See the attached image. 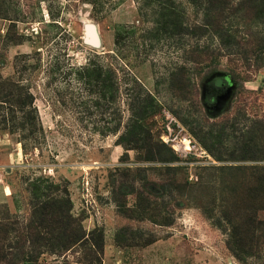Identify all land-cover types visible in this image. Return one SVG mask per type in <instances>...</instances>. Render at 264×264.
Wrapping results in <instances>:
<instances>
[{
  "label": "rangeland",
  "instance_id": "374dc122",
  "mask_svg": "<svg viewBox=\"0 0 264 264\" xmlns=\"http://www.w3.org/2000/svg\"><path fill=\"white\" fill-rule=\"evenodd\" d=\"M147 1L0 0V77L30 89L38 118L33 136L13 133L10 126L0 130V223L7 214L27 222L32 185L45 179L61 186L53 195L67 191L72 215L88 234L103 233L102 264H228L231 257L242 264L227 247L228 232L214 223L225 210L246 202L254 175L263 174L251 166L264 167V162L218 161L199 135L235 121L246 130L254 122L264 124V52H258L264 46V23L254 18L250 28L239 23L254 37L250 50L257 52L248 62L225 56L202 67L187 61L189 38L154 37L157 8ZM174 1L185 11L187 24L201 21L190 0ZM88 33L100 45L89 44ZM90 59L115 70L123 124L130 116L127 93L134 89L153 104L144 124L154 143L161 141L181 161L146 162L143 151L126 154L116 144L122 132L102 137L94 130L104 116L95 109L94 97L67 76ZM24 60L32 65L25 73ZM56 61L63 68L54 74ZM184 66V79L194 87L173 85L172 75ZM216 76L226 77L233 88L214 114L217 105L209 108L205 96ZM227 133L226 146L236 150L235 134ZM212 211L214 220H209L205 213ZM260 215L264 219V212ZM91 251L76 246L60 258L45 255L38 264H90Z\"/></svg>",
  "mask_w": 264,
  "mask_h": 264
},
{
  "label": "trees",
  "instance_id": "16d2710c",
  "mask_svg": "<svg viewBox=\"0 0 264 264\" xmlns=\"http://www.w3.org/2000/svg\"><path fill=\"white\" fill-rule=\"evenodd\" d=\"M190 2L202 17L194 25L186 23L185 11L174 0L147 1L148 7L155 5L157 8V30L154 37L161 40L164 36L167 40L178 39L179 42L182 41V36L189 38L192 45L187 61L198 66L205 64L209 67L225 56L238 57L245 63L253 52H257L250 50L254 45V37L250 33L244 34V27L239 23H244L246 28H250L253 18L264 23V0ZM234 20H237V24ZM121 37L122 31L119 29L117 42ZM258 52H264V46ZM26 61L21 67L24 73L30 71L32 66ZM62 68V63L56 61L52 72L59 73ZM185 68L180 67L174 72L173 85L190 84L194 87L192 81L184 79L186 75L182 70ZM67 76H74L90 96L94 97L95 109L104 116L103 123L96 125L94 130L102 137L117 136L122 132L116 144L122 146L126 154L129 151H143L146 162L164 164L181 161L164 143H154L150 129L144 124L148 113L153 110V104L134 89L127 93L130 116L127 124H123L121 86L111 66L90 59L85 65L72 67ZM52 79L53 82L56 81L55 77ZM37 120V109L30 89L22 85L21 81L0 77V130H7V126H10L13 133L33 136L37 133ZM241 124L235 121L231 127L224 125L213 128L204 135H199V139L218 161L264 162V124L254 122L251 130H246ZM229 129L237 139L236 150L226 146ZM25 138L26 136L23 137ZM251 169L254 173L263 171V174L254 175V185L248 191L249 198L246 202L225 210L223 216L214 223L218 229L228 232L227 247L242 264H249L250 259L264 260V219L260 215L264 212V204L259 203L261 194L264 196V167L251 166ZM60 188L61 186L48 180H36L31 189L30 219L27 222L14 220L8 214L2 219L0 264H38L45 255L60 258L76 246L92 248L88 256L90 264H102L105 247L103 233L98 230L89 234L86 232L82 222L72 215L73 205L67 191L52 194L53 190L58 191ZM205 214L209 220H214L213 211Z\"/></svg>",
  "mask_w": 264,
  "mask_h": 264
},
{
  "label": "flooded vegetation",
  "instance_id": "af4514ba",
  "mask_svg": "<svg viewBox=\"0 0 264 264\" xmlns=\"http://www.w3.org/2000/svg\"><path fill=\"white\" fill-rule=\"evenodd\" d=\"M230 85V81L224 76H218L209 83L205 97L210 108L217 105L218 99L226 94Z\"/></svg>",
  "mask_w": 264,
  "mask_h": 264
},
{
  "label": "water",
  "instance_id": "95a60500",
  "mask_svg": "<svg viewBox=\"0 0 264 264\" xmlns=\"http://www.w3.org/2000/svg\"><path fill=\"white\" fill-rule=\"evenodd\" d=\"M91 31H92L93 33H95V31H94L93 29H89V30H88V32H90V33H91ZM87 42H88L89 44L93 45V46H98V45H100V41H99V39H98L97 37H96V38L92 37L89 33H88V39H87ZM216 77H218V76H216ZM216 77H213L210 81H208L206 87H207V86L209 85V83H210L213 79H215ZM231 83H232V82H231ZM206 87H205V88H206ZM232 88H233V86L231 85V86L229 87V89L227 90L226 94H224L223 96H221V97L218 99L217 106H216V108H215V111L213 112L214 114H217L219 111H221V109H222L223 106H224L225 101H226V100L228 99V97L230 96V93H231ZM209 108H210V107H209Z\"/></svg>",
  "mask_w": 264,
  "mask_h": 264
},
{
  "label": "crops",
  "instance_id": "0c3cea01",
  "mask_svg": "<svg viewBox=\"0 0 264 264\" xmlns=\"http://www.w3.org/2000/svg\"><path fill=\"white\" fill-rule=\"evenodd\" d=\"M234 260L235 259L233 257H231V261H229L228 264H235Z\"/></svg>",
  "mask_w": 264,
  "mask_h": 264
}]
</instances>
